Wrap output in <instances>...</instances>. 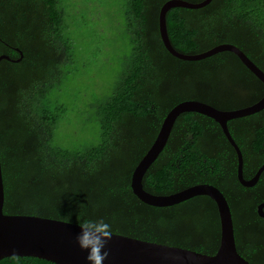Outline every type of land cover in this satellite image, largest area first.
I'll use <instances>...</instances> for the list:
<instances>
[{
  "label": "trees",
  "instance_id": "obj_1",
  "mask_svg": "<svg viewBox=\"0 0 264 264\" xmlns=\"http://www.w3.org/2000/svg\"><path fill=\"white\" fill-rule=\"evenodd\" d=\"M166 1L107 3L114 26L111 43L116 42L110 59L115 76L106 92L95 85L88 99L76 93L72 100L73 65L82 51L68 32V5L74 3L0 0V56L9 58L0 62L4 214L73 224L104 219L114 234L205 255L216 252L220 225L210 198L148 206L132 193L131 174L175 105L195 100L236 110L260 100L264 85L231 52L200 61L171 56L158 31V13ZM166 27L171 45L182 54L231 44L264 72V0H212L197 10L173 8ZM227 127L248 179L264 161V110L228 121ZM263 173L257 187H243L236 153L219 125L183 113L145 172L142 187L165 196L213 185L230 207L237 252L249 264H264V226L254 223L257 203L264 200ZM0 264L53 263L8 257Z\"/></svg>",
  "mask_w": 264,
  "mask_h": 264
},
{
  "label": "water",
  "instance_id": "obj_2",
  "mask_svg": "<svg viewBox=\"0 0 264 264\" xmlns=\"http://www.w3.org/2000/svg\"><path fill=\"white\" fill-rule=\"evenodd\" d=\"M211 1L189 3L184 0H168L161 6L158 13V31L165 50L182 61H200L221 52H231L264 85V72L234 45L220 44L194 55L182 54L171 45L166 27L167 12L173 8L201 9ZM2 60L9 58L1 55L0 62ZM262 110H264V95L250 106L225 111L195 100L182 101L165 115L152 145L132 171L130 183L132 193L148 206L170 207L197 196H206L215 203L219 217L220 239L213 255L113 233L112 240L106 244L105 251L109 252V257L104 264H249L237 252L231 210L226 198L216 187L198 184L177 193L159 196L145 191L142 187V179L165 147L178 116L183 113H197L219 125L236 153L238 182L243 187H253L264 171V164L251 179H244L242 153L229 133L227 122L251 116ZM3 202L0 168V260L8 257H32L53 264H89L86 259L88 252L82 251L76 243V237L81 231L78 224L39 216L7 215L3 213ZM262 206L264 204L259 205L258 214L264 218Z\"/></svg>",
  "mask_w": 264,
  "mask_h": 264
},
{
  "label": "rangeland",
  "instance_id": "obj_3",
  "mask_svg": "<svg viewBox=\"0 0 264 264\" xmlns=\"http://www.w3.org/2000/svg\"><path fill=\"white\" fill-rule=\"evenodd\" d=\"M110 1L65 0V3H74L68 5L70 18L66 19L72 20V27L68 29V32L78 50H82L81 55L77 56V63L73 65L74 97L72 100L76 93L84 95L83 99H88L95 85V89L100 93L106 92L115 76V65L110 63L111 53L116 43L115 41L111 43L114 26L110 20V13L105 10ZM75 5L76 8H74ZM82 9L84 10L80 11ZM81 106L79 104L75 110L81 109ZM70 110L71 108L68 112ZM72 121H74L73 117ZM70 127L74 130L73 126Z\"/></svg>",
  "mask_w": 264,
  "mask_h": 264
},
{
  "label": "clouds",
  "instance_id": "obj_4",
  "mask_svg": "<svg viewBox=\"0 0 264 264\" xmlns=\"http://www.w3.org/2000/svg\"><path fill=\"white\" fill-rule=\"evenodd\" d=\"M80 234L76 237V243L82 251H87L86 257L89 264H104L109 257L105 251L106 244L113 238V227L104 219H86L78 223Z\"/></svg>",
  "mask_w": 264,
  "mask_h": 264
},
{
  "label": "flooded vegetation",
  "instance_id": "obj_5",
  "mask_svg": "<svg viewBox=\"0 0 264 264\" xmlns=\"http://www.w3.org/2000/svg\"><path fill=\"white\" fill-rule=\"evenodd\" d=\"M263 164H264V161L259 165L258 169H259ZM258 169H257V170H258ZM256 172H257V171H256ZM256 172H255V173H256ZM263 172H264V171H263ZM263 174H264V173H263ZM254 175H255V174H254ZM254 175H252L250 178H248V179H246V180L251 179ZM261 175H262V173H261ZM261 175H260V176H261ZM259 178H260V177H259ZM244 179H245V178H244ZM258 181H259V179H258ZM258 181L256 182V184H255L253 187H257V185H258V183H259ZM263 204H264V200H262V201H260L259 203H257L256 210H255V211H256V215H257L258 218L255 219V222H254L256 225H263V226H264V218L260 217L259 214H258V207H259V205H263ZM262 213L264 214V206H262ZM261 222H262V223H261Z\"/></svg>",
  "mask_w": 264,
  "mask_h": 264
}]
</instances>
